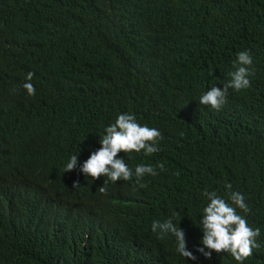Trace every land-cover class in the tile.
Wrapping results in <instances>:
<instances>
[{
  "label": "trees",
  "instance_id": "1",
  "mask_svg": "<svg viewBox=\"0 0 264 264\" xmlns=\"http://www.w3.org/2000/svg\"><path fill=\"white\" fill-rule=\"evenodd\" d=\"M241 51L251 87L200 104ZM120 114L162 133L137 163L158 174L103 194L79 166ZM205 191L244 196L264 264V0H0V264H238L198 251ZM169 218L195 260L152 231Z\"/></svg>",
  "mask_w": 264,
  "mask_h": 264
},
{
  "label": "clouds",
  "instance_id": "2",
  "mask_svg": "<svg viewBox=\"0 0 264 264\" xmlns=\"http://www.w3.org/2000/svg\"><path fill=\"white\" fill-rule=\"evenodd\" d=\"M253 64V59L249 51H241L238 53V66L236 70L229 73L231 79L223 84V88L212 86L210 90L204 93L199 100V103L206 106H211L213 109L220 110L226 103L229 95V89L240 91L251 87L250 76H253L254 69L250 70ZM34 73L29 72L26 79L31 81ZM23 87L27 90L30 96H34L36 89L32 83H25ZM105 135L100 139L101 147L93 151L90 157L79 166L80 171L86 176H91V181L100 183L99 179L106 178L101 182L99 191L107 194V188L115 185L113 182L119 180L129 181L132 183L136 179L139 184L147 175L155 176L158 173L152 166L143 164L137 165L139 160L145 158V155H151L159 148L156 147L158 141L163 139L162 133L157 127L151 128L147 125L141 126L134 115L120 114L115 123L107 126ZM143 151V152H141ZM124 152L122 155H118ZM133 152H136L135 164L132 169L128 167L123 158L132 159ZM137 165V166H136ZM78 167V157L73 155L67 163L65 172L73 171ZM161 170L164 165H157ZM78 181L74 182V187H78ZM143 187L144 185H140ZM226 187L231 190V184H226ZM204 196L208 198L210 203L203 209V240L204 247L198 249L206 257L211 258V252L205 251V248L215 250L217 253L229 252L238 264L247 262L248 258L253 254V249H259L260 245L257 239L261 235L259 228L248 226L246 217L237 213L238 207L243 212L248 213L251 209L245 202V198L241 193L230 192L231 204L224 198L218 196L215 192L205 191ZM111 195L103 199L100 205L104 204ZM235 205L236 207H233ZM152 231L158 232L160 238L165 234L171 233L177 239V251L184 256L195 260L196 257L192 252L186 250L185 231L173 223L172 218L164 222L153 221Z\"/></svg>",
  "mask_w": 264,
  "mask_h": 264
}]
</instances>
